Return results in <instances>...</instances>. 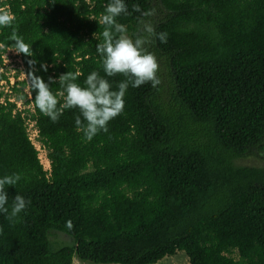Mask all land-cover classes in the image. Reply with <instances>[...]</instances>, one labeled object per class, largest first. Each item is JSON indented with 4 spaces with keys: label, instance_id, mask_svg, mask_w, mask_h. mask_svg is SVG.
<instances>
[{
    "label": "trees",
    "instance_id": "obj_1",
    "mask_svg": "<svg viewBox=\"0 0 264 264\" xmlns=\"http://www.w3.org/2000/svg\"><path fill=\"white\" fill-rule=\"evenodd\" d=\"M109 2L0 0L15 18L0 44L10 46L15 29L33 53H18L31 111L0 102V178L21 174L5 188L6 207L16 195L30 202L14 220L0 213V264H150L177 250L188 264H264V166L233 163L264 149V0H124L128 12L155 9L144 19L167 33L145 45L161 83L129 85L122 114L87 141L78 109L57 122L40 113L29 73L60 103L67 72L83 87L96 71L118 90L125 77H107L96 52ZM139 17L116 20L134 39ZM57 232L68 244L49 239Z\"/></svg>",
    "mask_w": 264,
    "mask_h": 264
},
{
    "label": "clouds",
    "instance_id": "obj_2",
    "mask_svg": "<svg viewBox=\"0 0 264 264\" xmlns=\"http://www.w3.org/2000/svg\"><path fill=\"white\" fill-rule=\"evenodd\" d=\"M132 12L140 13L138 18L142 25L138 34L129 36L126 25L118 23L116 18L121 14L131 15ZM132 12H128L124 0H110L101 14L99 23L103 25L101 33L102 42L96 45V52L100 56V63L107 77L117 74L123 75L117 88L112 90V85L107 79L101 77L98 72H91L85 79L84 85L80 86L75 81L77 75L71 72L62 74L58 83L62 89L60 96L63 103L53 94L48 84L41 77L29 73L31 88L35 90V106L40 113L48 117L52 122H57L66 109H78L80 115L76 116L75 124L78 131H82L84 138L91 141L100 132H108V123L122 114L124 110V96L131 85L136 88L144 84H150L152 88L158 89L161 80L157 76L159 65L156 57L146 50L145 45L152 43L155 36L161 43L167 42V33H156L153 25L146 22L144 18L154 15L155 9L142 11L138 4H133ZM14 16L8 11L0 9V28L12 27ZM9 40L13 42L10 46L0 44V48L11 47L17 53L32 56L31 46L17 35L13 29ZM30 64L35 61H29ZM59 104V107H58ZM81 117L83 119H81ZM21 179V174L13 173L0 178V213L7 215L11 221L24 211L30 203L21 195H16L13 200L11 211L6 207L8 195L6 186H14ZM66 227L71 230L72 222H66Z\"/></svg>",
    "mask_w": 264,
    "mask_h": 264
},
{
    "label": "rangeland",
    "instance_id": "obj_3",
    "mask_svg": "<svg viewBox=\"0 0 264 264\" xmlns=\"http://www.w3.org/2000/svg\"><path fill=\"white\" fill-rule=\"evenodd\" d=\"M23 66L19 59L18 53L11 47L0 48V102H12L13 111L19 110L21 115H27L31 111V105L27 102L29 94L27 92V82L20 84L24 80ZM25 131L27 137L36 149L38 161L42 168L48 170V161L45 156V149L36 139V130L34 124L29 119H24ZM234 164L264 166V149L255 150L243 157L233 159ZM49 239L58 244H68L70 240L64 234L57 232L51 234ZM64 241V242H61ZM231 256L235 257V253L231 252ZM70 264H119V263H93L89 261L79 260L75 256L72 257ZM150 264H188L187 258L181 250L175 251L171 255H164L162 258Z\"/></svg>",
    "mask_w": 264,
    "mask_h": 264
}]
</instances>
